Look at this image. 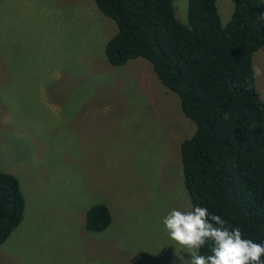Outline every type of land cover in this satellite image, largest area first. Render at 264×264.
<instances>
[{
  "label": "rangeland",
  "instance_id": "rangeland-1",
  "mask_svg": "<svg viewBox=\"0 0 264 264\" xmlns=\"http://www.w3.org/2000/svg\"><path fill=\"white\" fill-rule=\"evenodd\" d=\"M187 2L173 0L185 24ZM233 4L217 0L223 25ZM116 31L94 0H0V170L18 177L26 203L0 244V264L188 258L162 220L191 210L179 146L195 123L148 60L107 61L104 46ZM252 64L264 100V47ZM95 203L111 213L99 232L85 227Z\"/></svg>",
  "mask_w": 264,
  "mask_h": 264
},
{
  "label": "trees",
  "instance_id": "trees-1",
  "mask_svg": "<svg viewBox=\"0 0 264 264\" xmlns=\"http://www.w3.org/2000/svg\"><path fill=\"white\" fill-rule=\"evenodd\" d=\"M117 31L104 46L115 66L133 58L151 63L159 81L179 97L195 123L179 146L183 185L191 209L206 207L242 238L264 244V100L252 64L264 47L262 0H234L223 25L217 0H188L187 23L173 0H94ZM25 198L16 175L0 170V244L24 217ZM111 223L104 203L85 213L87 230ZM211 241L200 249L210 255ZM264 264V256L261 257Z\"/></svg>",
  "mask_w": 264,
  "mask_h": 264
},
{
  "label": "clouds",
  "instance_id": "clouds-1",
  "mask_svg": "<svg viewBox=\"0 0 264 264\" xmlns=\"http://www.w3.org/2000/svg\"><path fill=\"white\" fill-rule=\"evenodd\" d=\"M264 19V16L261 17ZM256 76L259 67H254ZM164 231L173 247L178 246L182 264H262L264 244L242 238L239 228L229 230L219 215H209L206 207L195 206L189 211L172 209L162 220ZM211 241L210 255H201L200 249Z\"/></svg>",
  "mask_w": 264,
  "mask_h": 264
},
{
  "label": "crops",
  "instance_id": "crops-1",
  "mask_svg": "<svg viewBox=\"0 0 264 264\" xmlns=\"http://www.w3.org/2000/svg\"><path fill=\"white\" fill-rule=\"evenodd\" d=\"M24 195V194H23ZM25 198V197H24ZM25 210H26V203H25ZM25 210H24V213H25ZM24 218V217H23ZM22 222V221H21ZM19 226V225H18ZM17 228V227H16Z\"/></svg>",
  "mask_w": 264,
  "mask_h": 264
}]
</instances>
